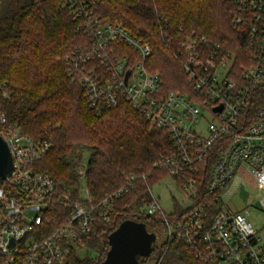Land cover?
<instances>
[{"label":"built area","instance_id":"built-area-1","mask_svg":"<svg viewBox=\"0 0 264 264\" xmlns=\"http://www.w3.org/2000/svg\"><path fill=\"white\" fill-rule=\"evenodd\" d=\"M234 2L238 9L233 22L249 21L250 63L241 62L235 71L236 54L219 45L202 57L198 45L207 38L191 31L178 42L179 49L197 60V65L182 64L189 89L165 91L159 75L145 67L152 52L148 42L95 14L93 0H61L87 42L58 59L83 87L89 105L100 112L125 99L152 126L167 131L173 150L153 164L179 178L191 199L188 207L196 196L197 206L171 219L151 194L152 201L141 210L158 215L163 239L185 240L202 264H264V240L247 219L248 211L223 202L226 191L227 200L233 193L230 186L237 189L246 182L242 170L255 187L264 188V102L255 107L264 89V0ZM219 105L221 109L214 110ZM0 127L13 161L10 176L0 181V264H56L73 251L84 252V240L96 220H110L114 200L132 188L135 176L98 202L73 201L64 219L52 226L56 217L47 208L58 201L55 183L36 167L51 144L7 124L1 112ZM78 166L82 177L86 165ZM200 188L220 200L218 212L211 214L210 207L199 203ZM256 203L264 213V192Z\"/></svg>","mask_w":264,"mask_h":264},{"label":"trees","instance_id":"trees-1","mask_svg":"<svg viewBox=\"0 0 264 264\" xmlns=\"http://www.w3.org/2000/svg\"><path fill=\"white\" fill-rule=\"evenodd\" d=\"M93 2L95 14L122 24L149 43L152 52L145 67L159 75L165 91L189 89L182 64L197 65V60L179 49L178 42L191 31L207 38L206 43L198 45L202 57L219 45L223 51L236 54L235 71L241 68V62L250 63L251 47L246 35L249 21L233 22L238 9L234 0ZM76 26L61 0H0V112L7 124L51 144L36 161V167L47 171L55 183L54 198L58 201L47 208L48 214L56 217L52 226H57L68 214V206L80 199L81 152L89 153L82 177L93 203L125 185L130 175L135 176L132 188L114 200L110 220H96L84 240L85 251H73L56 263L100 264L109 248L108 235L123 220L143 222L154 233L162 226L158 215L141 209L152 201L150 185L167 175L153 163L171 153L173 146L165 129L152 126L125 99L100 112L89 105L83 87L68 76L64 62L58 59L87 42ZM261 92L255 107L264 102V89ZM170 177L180 187V179ZM199 191V203L210 207L211 214L218 212L220 200L204 188ZM173 205L168 217L184 216L197 206V196L190 207H182L176 200ZM195 253L183 239H162L159 244L154 242L149 256L139 262L152 258L153 264H202Z\"/></svg>","mask_w":264,"mask_h":264},{"label":"rangeland","instance_id":"rangeland-1","mask_svg":"<svg viewBox=\"0 0 264 264\" xmlns=\"http://www.w3.org/2000/svg\"><path fill=\"white\" fill-rule=\"evenodd\" d=\"M89 158V153L83 151L80 153L78 164L86 165ZM78 194L80 199L88 198V192L85 184V179L79 177L78 179ZM151 194L157 200L162 210L166 213H170L173 210V201L176 200L180 206L188 207L191 203V199L179 185L171 179L170 176L166 175L160 180L153 182L151 185ZM235 184L230 186L229 189H233ZM236 191V190H235ZM264 192V188L255 186L242 185L233 196L227 200L228 193H224L223 202H227V206L233 210L244 212L245 208L248 210L247 219L252 222L255 230L264 240V213L260 210L258 203L249 205L253 198L256 200L260 194ZM245 207V208H244ZM162 226L156 228V240L155 243L159 244L163 239ZM140 263V262H139ZM140 264H153V259L150 258Z\"/></svg>","mask_w":264,"mask_h":264},{"label":"water","instance_id":"water-1","mask_svg":"<svg viewBox=\"0 0 264 264\" xmlns=\"http://www.w3.org/2000/svg\"><path fill=\"white\" fill-rule=\"evenodd\" d=\"M220 109L221 105L214 108L218 111ZM12 167V156L6 142L0 136V181L10 176ZM107 239L109 248L100 264H138L141 258L151 253L156 234L148 231L143 222L125 219Z\"/></svg>","mask_w":264,"mask_h":264},{"label":"crops","instance_id":"crops-1","mask_svg":"<svg viewBox=\"0 0 264 264\" xmlns=\"http://www.w3.org/2000/svg\"><path fill=\"white\" fill-rule=\"evenodd\" d=\"M242 175L244 176V178L246 179V182L245 183H242V184H239V186H238V188L237 189H235L236 187H234L233 189H230L229 191H232L233 193H232V195L231 196H233L234 194H235V192L242 186V185H249V186H252L253 185V181H252V178H251V176L247 173V172H245L244 170H242ZM254 186V185H253ZM236 190V191H235ZM252 200L251 201H254V203L255 202H257V199L256 200H253V198H251ZM250 201V202H251ZM253 203V204H254ZM248 204H249V202H248ZM253 204H249V205H253ZM245 208V207H244ZM245 210H247L246 208H245ZM248 211V210H247ZM249 213V212H248Z\"/></svg>","mask_w":264,"mask_h":264}]
</instances>
